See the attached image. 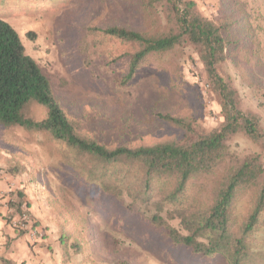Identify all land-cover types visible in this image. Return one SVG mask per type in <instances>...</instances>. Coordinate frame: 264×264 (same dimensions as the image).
Listing matches in <instances>:
<instances>
[{
    "label": "rangeland",
    "instance_id": "rangeland-1",
    "mask_svg": "<svg viewBox=\"0 0 264 264\" xmlns=\"http://www.w3.org/2000/svg\"><path fill=\"white\" fill-rule=\"evenodd\" d=\"M48 1L46 7L32 8L30 0H8L4 16L50 78L55 97L80 133L109 148L138 147L186 142L193 134L220 126V103L193 47L149 54L137 75L124 84L125 66L117 60L137 45L101 31L112 25L163 31L167 0ZM193 1L200 14L217 23L234 19L239 26L244 19L236 31L242 41L228 49L221 69L238 89L242 109L257 114L264 127V0ZM29 31L35 33L34 40ZM27 114L41 119L46 113L32 104ZM159 114L187 119L192 131ZM230 148L231 159L216 175L250 154H260L264 162V143L244 133L233 137ZM62 153L68 151L48 133L0 125V196L23 190L32 208L27 209V226L20 230L30 233L29 242L41 245L44 256L60 258L56 264H198L189 251L159 238L139 194H106L88 172L65 164ZM88 167L96 166L91 161ZM214 185L213 179L211 186L202 187L203 194H211ZM251 194L246 191L237 208V226L251 209ZM250 246L249 264H264V220Z\"/></svg>",
    "mask_w": 264,
    "mask_h": 264
},
{
    "label": "trees",
    "instance_id": "trees-1",
    "mask_svg": "<svg viewBox=\"0 0 264 264\" xmlns=\"http://www.w3.org/2000/svg\"><path fill=\"white\" fill-rule=\"evenodd\" d=\"M30 7H46L48 0H30ZM152 1V0H149ZM8 0H0V125L20 126L28 131L48 133L68 153L63 162L73 170L89 173V178L106 194H139L141 205L149 208L151 228L172 248L189 251L198 264H249L252 235L264 220V162L260 154H250L216 175L233 155L230 142L244 133L256 143H264V127L257 114L241 107L238 89L221 69L228 49L242 40L234 19L220 23L200 14L193 0H167V28L147 33L112 25L101 31L121 42L137 45L133 52L120 54L125 66L124 84L137 75L149 54L166 53L176 47H193L206 71L207 83L220 103L223 120L207 133H196L183 142L109 148L79 132L76 124L55 97L50 78L26 50L18 30L4 16ZM241 26V27H240ZM27 36L35 39V33ZM36 104L45 116L36 119L27 109ZM174 125L192 131L185 118L159 114ZM95 163L90 168L89 163ZM216 176V178H215ZM215 185L211 194L202 187ZM89 187V185H88ZM94 190H98L95 186ZM246 191H252L251 209L245 222L237 226V208ZM23 190L11 192L9 206L19 215L29 213ZM165 212L166 215H163ZM169 220H178L177 224ZM4 264H16L3 260ZM120 264H132L121 261ZM189 264V263H184Z\"/></svg>",
    "mask_w": 264,
    "mask_h": 264
},
{
    "label": "crops",
    "instance_id": "crops-1",
    "mask_svg": "<svg viewBox=\"0 0 264 264\" xmlns=\"http://www.w3.org/2000/svg\"><path fill=\"white\" fill-rule=\"evenodd\" d=\"M10 197L11 194L8 198L4 199L0 196V264H4L3 260H10L16 264L60 263V258L54 261L44 256V249L41 245L30 243L29 241H32L30 233L20 230L22 228H16L18 226L14 227L20 215L16 214L9 206ZM26 197L25 195V199L27 200ZM27 204L25 205L26 210L31 209L30 203L28 202Z\"/></svg>",
    "mask_w": 264,
    "mask_h": 264
},
{
    "label": "built area",
    "instance_id": "built-area-1",
    "mask_svg": "<svg viewBox=\"0 0 264 264\" xmlns=\"http://www.w3.org/2000/svg\"><path fill=\"white\" fill-rule=\"evenodd\" d=\"M28 219V214H23L22 216L18 218V220L15 222V226H18L19 228H25L27 224L25 221Z\"/></svg>",
    "mask_w": 264,
    "mask_h": 264
}]
</instances>
